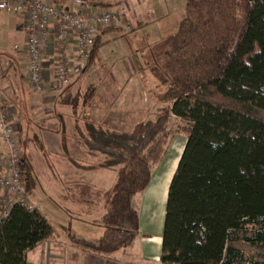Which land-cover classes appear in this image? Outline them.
<instances>
[{
	"label": "trees",
	"instance_id": "trees-1",
	"mask_svg": "<svg viewBox=\"0 0 264 264\" xmlns=\"http://www.w3.org/2000/svg\"><path fill=\"white\" fill-rule=\"evenodd\" d=\"M99 45L97 39L88 66ZM149 53L150 70L165 87L154 117L125 130L85 114L76 129L86 152L97 157L83 168L109 169L115 178L94 221L100 236L77 237L68 225L66 237L104 257L131 244L139 232L132 199L165 154L174 115L188 125L181 127L185 142L167 188L160 261L262 264L232 241L264 247V0H185L176 29ZM19 142L22 149L20 135ZM21 174L32 193L29 163ZM54 236L39 209L12 206L0 218V264H25L29 250Z\"/></svg>",
	"mask_w": 264,
	"mask_h": 264
},
{
	"label": "crops",
	"instance_id": "crops-1",
	"mask_svg": "<svg viewBox=\"0 0 264 264\" xmlns=\"http://www.w3.org/2000/svg\"><path fill=\"white\" fill-rule=\"evenodd\" d=\"M101 1L110 2L112 4L114 3L111 0ZM124 3L127 8V14L124 20L126 23L133 25V27H140V37H142L143 40L150 36V34L159 38L166 35L172 31L171 28L177 27L178 22L183 17V12H178L176 17L171 15V10L167 5L168 2H166V0H124ZM8 15L14 16L13 18L17 20V23L15 22L11 27L15 30L16 34L14 44L21 46L24 43L22 17L15 14ZM15 25L17 26L15 27ZM120 27L122 28V26L119 25L101 31L97 39L101 42L102 34L115 32V30H120ZM169 28L170 30H168ZM13 57L17 64H13V62L8 61V59H6L4 63L1 62L3 65L0 69V93L2 94L0 100L2 99L3 102L1 100L0 104L12 108L13 117L18 121L17 130L23 143L22 152L27 158L35 176V186L37 180L41 177L40 173L43 174L42 176L45 179L47 178L46 176H52V178L55 179L56 176L53 172L55 170H58L59 172L62 171L61 175L65 176L64 181L70 185L79 186L87 184L92 187H95V185L98 184L102 185L101 180H104V178L107 177L105 169L83 168V166L96 163L97 157L89 155L86 152L84 145L77 139L76 129L81 128V125L79 124L80 122H74V131L68 134L70 138L67 139L65 149L66 152H69L70 154H65L57 135L59 129L64 127L62 124L64 121H61L60 123L57 122V126L53 122V125L49 123L41 124L44 121L47 122V120L51 118L46 116L45 113L47 110H51V112L54 111L52 110V107L56 105V101L53 97L55 94L46 89L43 93L33 94L29 92L31 94L30 97H23L20 94L21 86L24 84L27 87L23 77L24 62L21 59L22 55L20 54V51L15 48ZM10 98H12L13 104L9 102ZM62 100H64V98L59 100L60 103L58 102V104H61ZM130 101L131 102L129 104L126 103V105L128 106L129 111H133V109H129V107L134 105L132 103L135 101L133 102L132 99ZM89 104L90 103H88V106ZM111 105L114 107V104ZM117 106H119V104H117ZM87 110L88 112L85 114L91 119L103 123L107 117L110 118L112 122L116 123L114 124V126L116 125L115 127H121L129 118V111H124L122 113L119 111L108 110L107 114L102 111L100 116L102 118L99 119L92 116L90 113V107H88ZM85 114L83 113V115ZM53 115H55L54 112L52 113V116ZM83 119L84 117L81 119L82 123ZM41 143L43 144L41 145ZM44 148H47L49 151H58V154L61 155V157L56 161L52 160L51 165L47 162H43L41 155L45 152ZM85 152L87 153L86 159L91 161L89 163L81 162L78 159V157ZM90 157L95 159V161H92ZM156 174L157 173L151 169L150 181L146 188L139 193L138 206L134 203V197L132 199V205L138 212L139 232L130 245L117 250L107 257L84 250L80 246L71 243L66 237V232H61V230L49 220L48 214L43 213L39 207L40 212L47 218L53 227L55 236L40 242L34 248L29 250L25 264H164L160 261L159 256L161 254V234L169 182L165 184L163 191H160L158 177L161 173L158 176ZM54 186H56V184L52 187ZM106 190L100 189L99 196L95 200L82 197L78 198L76 201L73 200L74 203L70 204L71 207H65L67 213H70L69 209L72 208L79 211L78 215L74 214L78 219L77 225L79 224V226H84L86 228L91 226L92 229L95 230L92 234L91 232H88L87 235L92 236L77 234L75 230H72L76 224H74L73 218L67 220L66 226L64 227L67 229V226L70 225L72 233L77 237L91 240L97 239L102 232V227L94 221L104 212L103 195ZM31 194L33 198V192ZM94 206H97L98 208H94ZM71 214L73 215V213Z\"/></svg>",
	"mask_w": 264,
	"mask_h": 264
},
{
	"label": "rangeland",
	"instance_id": "rangeland-1",
	"mask_svg": "<svg viewBox=\"0 0 264 264\" xmlns=\"http://www.w3.org/2000/svg\"><path fill=\"white\" fill-rule=\"evenodd\" d=\"M111 1L117 6L125 5L124 0ZM61 2L72 8L73 0H61ZM166 2H168L167 5L170 7L171 15L176 17L178 12H183L185 0H166ZM13 17L14 16L0 12V69L3 65L1 62L4 63L6 59L13 62V64H17L13 57V44L15 43L14 39L16 34L15 30L11 27L17 20ZM16 26L17 25H15V27ZM170 28L168 30H170ZM173 29L175 30L176 28H171L172 31ZM140 35V27H135L132 31H125L120 27V30H115V32L102 34L97 58L91 62L87 70L79 75L70 86L53 96L56 101V105L52 107L55 115L52 116L53 112L47 110L45 115L51 118H49L47 122L44 121L41 124L49 123L53 125V122L57 126V122L60 123L64 121L62 122L64 127L59 129L57 135L65 154H70L66 152L65 149L67 139L70 138L68 134L74 131L73 125L75 123L80 122L79 124L82 127L81 119L83 113L85 114L88 112V107L91 108L90 113L92 116L100 119L102 118L100 117L102 111L105 114L108 113V110L122 113L124 111H129L126 103L129 104L132 99V101L135 102L132 103L134 105L129 107V109H133V111H129V118L126 123L120 127L125 130H130L137 121L154 117L155 114L153 111L162 104L159 98L165 87L159 85L157 76L150 70L149 66L151 60L149 52L151 44L161 37H154L153 34H150V36L143 40ZM90 88L93 90L92 94H90L91 91L89 92ZM20 94L23 97H30L31 95L28 87L24 84L21 86ZM0 96H2L1 93ZM62 98H64V100H62L61 104H58L59 100ZM9 102L13 104L12 98L9 99ZM88 103H90L89 106ZM111 104H114V107H112ZM117 104H119V106H117ZM103 124L114 126L116 123L106 117ZM185 125H188L186 121L174 115L170 117L168 122L170 139L166 152L158 163L151 166L152 171H155L157 176L161 173L158 177L160 191H163L165 188L164 179L170 176L175 170L185 142V134L181 131V127ZM42 144L43 143H41V145ZM44 151L45 152L41 155V159L43 162H47L50 165L52 160L56 161L61 157L56 150L49 151L47 148H44ZM86 154L85 152L82 154L83 156L81 155L78 159L81 162L89 163L91 161L86 159ZM90 159L92 158L90 157ZM92 161H95V159H92ZM105 171L107 177L101 180L102 185L98 184L95 185V187L87 184L79 186L70 185L64 181L65 176L61 175L62 171H53L56 176L55 179H53L52 176H46L47 178L45 179L42 176L43 174L40 173L41 177L37 180V184L33 190V200L39 205L43 213L48 214L49 220L57 226L61 232H66V227L64 226H66L67 220L73 218L74 224H76L72 230H75L77 234L87 235L88 232L92 234L95 229H92L91 226L86 228L84 226H79V224L77 225L78 219L74 214L78 215L79 211L72 208L69 209L70 213H67L65 207H71L70 204L74 203L73 200L76 201L78 198L85 197L89 199L92 198V200L97 199L99 190H106L109 188L115 178V173L112 170L105 169ZM55 184L56 186L52 187ZM139 193L134 196V203L136 206H138ZM94 208L98 207L94 206ZM71 213H73V215ZM232 244L241 248L252 259L264 264V247L252 246L244 242L241 238L234 239Z\"/></svg>",
	"mask_w": 264,
	"mask_h": 264
},
{
	"label": "built area",
	"instance_id": "built-area-1",
	"mask_svg": "<svg viewBox=\"0 0 264 264\" xmlns=\"http://www.w3.org/2000/svg\"><path fill=\"white\" fill-rule=\"evenodd\" d=\"M0 0V11L20 15L24 43L14 44L22 55L23 77L30 93L46 89L60 93L88 68L91 51L101 31L122 26L125 5L73 0ZM124 30L132 29L124 23ZM18 121L12 109L0 104V218L14 205L39 209L26 190L22 169L28 163L19 142Z\"/></svg>",
	"mask_w": 264,
	"mask_h": 264
},
{
	"label": "bare ground",
	"instance_id": "bare-ground-1",
	"mask_svg": "<svg viewBox=\"0 0 264 264\" xmlns=\"http://www.w3.org/2000/svg\"><path fill=\"white\" fill-rule=\"evenodd\" d=\"M170 176H171V175H170ZM170 176H167V178L164 179V185H165L166 183L169 182V177H170Z\"/></svg>",
	"mask_w": 264,
	"mask_h": 264
}]
</instances>
